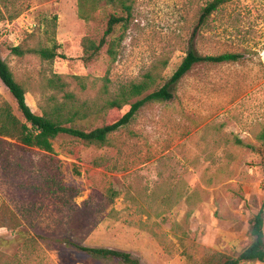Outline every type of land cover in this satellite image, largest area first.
<instances>
[{
  "label": "rangeland",
  "instance_id": "obj_1",
  "mask_svg": "<svg viewBox=\"0 0 264 264\" xmlns=\"http://www.w3.org/2000/svg\"><path fill=\"white\" fill-rule=\"evenodd\" d=\"M209 1L137 0L132 19L117 27L115 62L104 49L86 65L81 41L101 37L102 10L85 21L78 0H0V57L24 85L30 109L66 126L92 130L118 119L129 106L87 116L84 105L103 104L120 84L149 71L158 74L148 92L162 87L189 49L242 56L194 65L171 101L147 103L107 147L64 135L45 153L0 137V264H118L52 238L125 252L136 264H217L251 242L264 202V150L257 141L264 129V0H233L199 27ZM29 35L27 46L56 42L68 60L10 55L7 47ZM54 76L63 89L48 86ZM2 101L22 120L0 81ZM111 189L118 195L109 203Z\"/></svg>",
  "mask_w": 264,
  "mask_h": 264
},
{
  "label": "trees",
  "instance_id": "obj_2",
  "mask_svg": "<svg viewBox=\"0 0 264 264\" xmlns=\"http://www.w3.org/2000/svg\"><path fill=\"white\" fill-rule=\"evenodd\" d=\"M27 1L29 0H23V2ZM232 1H209L201 10L197 26L202 27L206 25L214 12ZM136 2L137 0H78L79 18L85 21L93 20L97 10H102L105 16V25L101 37L99 39H91L87 36L82 39V56L79 58L80 61L86 65L90 64L97 60L105 49V53L108 55L110 61L112 63L115 62L122 41V37H115L117 27L126 26L132 19ZM19 14L20 11L15 13L13 18H16ZM33 36L29 35L24 40L25 42L18 46L7 47L10 55L17 58L34 55L46 62H53L57 59L68 60V57L61 52V46L56 42H53L50 47L42 45L36 47L27 46L26 41L33 38ZM241 57L240 54L234 53L203 56L198 54L194 49H189L170 80L162 87L148 92L155 85L158 74L157 72L149 71L140 81L120 84L116 93L106 99L103 104L97 102L92 103V106L85 104L84 107L87 109V113L83 114L87 116L96 114L90 113L95 109L96 111L94 112H105L107 110H122L125 106H129L128 111L118 119L108 123L104 122L102 126L92 130L84 129L75 124L66 126L63 120L58 116L52 115V113L35 114L26 102V89L24 85L15 79L7 63L0 57V81L15 100L17 112L22 117V120L19 119L6 101L0 102V137L13 140L25 148H34L45 153H52L53 140L64 135L72 137L85 146H94L96 148L107 147L110 145V135L130 125L141 108L147 103H165L171 101L174 98L176 85L194 65L200 63L221 64L236 62ZM77 80L79 82L82 81L81 78H77ZM47 84L50 87L58 89H63L66 86L58 76L49 79ZM74 113L73 117L78 116V112ZM257 141L264 150V129L257 135ZM237 144L252 148L249 145H244L241 141H237ZM94 165H101V161L95 160ZM109 192L108 200L111 203L118 193L115 189H111ZM250 236L251 242L238 255L227 257L217 264L264 263V202L253 218ZM39 238L44 239L41 235H39ZM51 240L64 247H72L96 260L118 264H136L131 255L125 252L108 248L85 247L66 238H52ZM30 242L31 239L29 238L26 245H29Z\"/></svg>",
  "mask_w": 264,
  "mask_h": 264
}]
</instances>
